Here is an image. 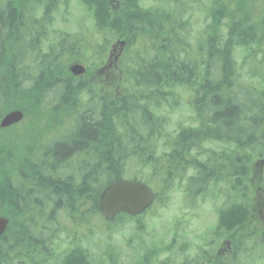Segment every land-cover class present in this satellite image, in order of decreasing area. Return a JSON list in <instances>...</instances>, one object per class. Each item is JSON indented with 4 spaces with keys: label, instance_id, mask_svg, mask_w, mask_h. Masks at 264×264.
<instances>
[{
    "label": "trees",
    "instance_id": "16d2710c",
    "mask_svg": "<svg viewBox=\"0 0 264 264\" xmlns=\"http://www.w3.org/2000/svg\"><path fill=\"white\" fill-rule=\"evenodd\" d=\"M140 1L75 0L92 22L86 31L91 35L85 33V39H91L87 44L83 37L52 30V15L61 0L30 1L34 36L26 34L31 29L28 0H0V94L11 98L0 108V117L10 110L24 115L23 122L3 132L23 138L34 124L31 113L39 118L56 113L51 123L58 128V133L44 136L39 148L32 145L37 144L34 136L28 139L25 156L16 159L12 171H4L9 149L0 141V217L8 221L0 236L5 253L0 264H11L10 259L40 264L52 255L63 233L74 236L73 230L95 221L137 220L119 215L107 222L98 211L103 189L123 180L127 170L163 204L175 183H185L187 206L217 185L224 197L215 211L217 233H230L237 244L251 236L245 231L255 218L256 208L249 205L252 189L255 195L264 187V175H252L255 159L264 158V0H207L205 23L194 34L192 8L198 0H154L153 10ZM242 13H249L248 22L239 18ZM22 34L26 38L18 40ZM113 39L126 43L129 64L119 58L116 85L94 77L91 69L102 66L108 50L104 42ZM84 55H94L95 64L84 65ZM73 63L86 67L83 77L71 76L68 66ZM53 73L64 79H53ZM22 74L29 78L24 83L31 84L28 88H23ZM184 95L193 113L191 125L177 126L167 135L165 119L157 114L169 105L179 106ZM71 122L73 128L61 135L59 128ZM261 218L264 221V213ZM47 228L46 245L15 240H31L34 232L42 234ZM159 254L140 256L130 264H166L156 263ZM207 256L179 264H200ZM219 257L217 264L236 263L234 253L226 262ZM59 264H90L89 254L75 245ZM104 264L122 263L109 254Z\"/></svg>",
    "mask_w": 264,
    "mask_h": 264
},
{
    "label": "rangeland",
    "instance_id": "374dc122",
    "mask_svg": "<svg viewBox=\"0 0 264 264\" xmlns=\"http://www.w3.org/2000/svg\"><path fill=\"white\" fill-rule=\"evenodd\" d=\"M30 1L31 0H28L27 3V19L30 21L31 29L26 34L34 36L35 31H33V29L35 28V25L30 16ZM140 5L151 10L156 8L154 0L140 1ZM206 5L207 0H198L196 5L192 8L193 18L191 20H193L194 25L191 26V34H194L204 25V12ZM161 9L167 10L166 8ZM243 14L244 13L239 14V18L244 22H248L249 13H246L244 16ZM185 16L186 15H184V17ZM52 18L54 19L51 24L53 31H57L59 29L66 35L79 37L75 39H82V37L85 39V33L90 30L92 25L90 17L81 7H79L75 0H61L60 7L58 11L52 15ZM221 22L225 23L226 21L221 20ZM20 36L22 38L18 37V40L26 38L25 34ZM50 37H52V35H50ZM97 40V44H102V39L97 38ZM115 40L113 39L111 42L105 41L104 43L107 44L109 49L110 45L114 43L113 41ZM85 42L87 44L91 43L89 36L85 39ZM133 44L135 45L133 49H136L137 44L134 42ZM46 45V41L41 43L42 51L46 48ZM138 50L134 53H137ZM116 52H118V50ZM84 56L87 62L84 65L91 67L90 63L94 62L95 64L94 55H91L90 57H87L86 55ZM121 58L125 60L126 64H128L125 52ZM235 61L240 66L242 55L239 50L235 53ZM104 62L105 59L103 60V63ZM125 68L127 69V66ZM91 69L93 76L98 77L99 74L95 72L97 69L93 67ZM105 73H107V75H105ZM105 73L102 76L106 77L109 75L106 77V82L110 85H116L118 78L121 75L118 65L111 67ZM22 75L26 77L23 82L24 84L29 81V78L25 74ZM53 79L63 80L64 77L55 73ZM44 80L49 81V79ZM40 82L41 81H39V83ZM29 86H31V84L27 83L24 84L23 88H28ZM114 89L115 88H113L112 92L116 90ZM0 98L2 99V102H0V108H2L11 99L9 96V99L7 98L8 100L4 99L2 94H0ZM14 99L15 97L12 98V100ZM44 100L47 101L45 98ZM187 100H189V96L184 95L180 98L179 106L174 107L169 105L157 114L165 119L163 129L165 134H174L177 126L191 125L190 119L193 117V113L187 104ZM80 109L82 108L80 107ZM48 114L50 116L42 115L40 116L41 118H39L34 116L35 114L31 113L29 118L33 120L34 124L26 132L22 133L24 136L23 138H21V136L11 138L3 131L0 132L1 144L6 145L9 149L7 150L9 152V157L5 159V172L12 171L16 159H20L25 156L24 149L27 147L28 139H32V136H34L37 143L32 144L36 149L40 147L38 145L44 136L46 138L54 135V133H58V128H56L54 123H51L52 114L56 113L53 112L51 114L48 112ZM49 120L50 122H47ZM71 128H73L72 122L70 125L66 124V127L62 125V127L59 128V132H62L61 135L65 136ZM41 129L42 132H40ZM41 144H45V141ZM33 147L31 149H34ZM34 150L29 151L30 155H32ZM252 170L253 174L256 176L258 171L254 168ZM125 176V178L128 179L132 178L129 170H127ZM184 186V182H181L180 185L175 183L171 193L167 192L165 194L166 198H168L164 201L165 204L155 202L147 212H145L142 216L137 217V220H127L122 218L120 221L110 224H106L102 221H95L93 224H90L89 227L83 226L80 231L73 230L74 233L72 234L74 236L71 234H61L53 245L54 249L52 255L40 264H59L62 255L75 245L80 246L88 252L90 264L106 263V259L109 254H115L122 264H130L135 262L140 256H148L150 253L157 254L158 252L160 254L158 255V259L155 260L156 263L158 261H166V264H179L186 260L187 263H190L193 259H195V257L197 258L198 256L204 255V253L205 255H215L217 249H219V247H223L222 242L230 234L224 231H219L217 233V215L215 213V209L223 203L224 197L217 192V185H212L209 187L206 197H201L202 199L196 200L194 206H187L185 204L184 197L182 196V189ZM253 186H256V184ZM263 189L264 187L261 188V191L259 188L255 195L252 189L249 205H252L253 209L256 208L255 218L251 219V222L246 227L245 231V233H252L251 236H248V238L242 237L243 239H241V235L239 238L242 242L239 244L237 248L238 250H236V252L232 251V249L226 251L221 258L222 261L226 262V260L230 258V255L234 253V257L236 259L235 264H264V234L262 233L264 231V221L261 218L264 213ZM3 204L6 206L5 203ZM68 226L66 229L70 228V226ZM45 230L49 229L47 228L41 231L42 234H40V232H34L33 237L30 238L32 241L24 240L22 237L21 239L20 237H16L15 240L24 245H46L50 242V238L48 237V234L44 233L46 232ZM38 237H41L43 241L35 242L34 238ZM245 238H247L248 241H246ZM7 244H9L8 240H6V245ZM11 247L12 246H8V249ZM2 250L3 249L0 250V258H4L5 255V253L3 254V252H1ZM224 257H226V259ZM8 262L11 264H19L17 263L18 261H15L14 259H10ZM200 264H205V262L201 261Z\"/></svg>",
    "mask_w": 264,
    "mask_h": 264
},
{
    "label": "water",
    "instance_id": "95a60500",
    "mask_svg": "<svg viewBox=\"0 0 264 264\" xmlns=\"http://www.w3.org/2000/svg\"><path fill=\"white\" fill-rule=\"evenodd\" d=\"M124 43H120L123 47ZM69 71L74 76L84 73V68L80 65H73ZM22 119V113L12 111L6 114L0 122V128L8 127L19 122ZM264 161L259 162L262 168ZM153 200L152 193L145 186L134 181H121L108 186L100 194L98 208L100 215L107 221H111L119 213L129 216H136L142 213ZM7 220L0 217V235L7 226Z\"/></svg>",
    "mask_w": 264,
    "mask_h": 264
},
{
    "label": "flooded vegetation",
    "instance_id": "af4514ba",
    "mask_svg": "<svg viewBox=\"0 0 264 264\" xmlns=\"http://www.w3.org/2000/svg\"><path fill=\"white\" fill-rule=\"evenodd\" d=\"M214 260H217V259L215 258L207 259L205 264H217V263H214Z\"/></svg>",
    "mask_w": 264,
    "mask_h": 264
},
{
    "label": "bare ground",
    "instance_id": "6f19581e",
    "mask_svg": "<svg viewBox=\"0 0 264 264\" xmlns=\"http://www.w3.org/2000/svg\"><path fill=\"white\" fill-rule=\"evenodd\" d=\"M108 186V185H107ZM8 222V221H7Z\"/></svg>",
    "mask_w": 264,
    "mask_h": 264
}]
</instances>
